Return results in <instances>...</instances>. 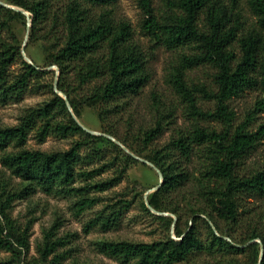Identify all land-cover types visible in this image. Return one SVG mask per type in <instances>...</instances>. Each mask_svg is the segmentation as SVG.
<instances>
[{
    "label": "trees",
    "instance_id": "trees-1",
    "mask_svg": "<svg viewBox=\"0 0 264 264\" xmlns=\"http://www.w3.org/2000/svg\"><path fill=\"white\" fill-rule=\"evenodd\" d=\"M31 14V39L38 38L39 25L51 13L50 0H8ZM116 0H69L63 10L66 37L63 45L50 54L49 64L58 67L44 69L29 62L22 46L14 37H3L11 32V22L20 11L0 3V104L22 100L28 93H49L50 96L34 106L27 107L14 125H0V151L2 163L12 176L24 184L15 188L11 180L0 171V214L4 227H0V249L10 252L0 264H20L29 249L28 227L19 225L10 214L13 202L37 189L47 193L75 199L73 208L81 214L99 202L96 192H104L118 185L126 176L131 163L137 159L126 154L118 164L120 154L111 157L104 165L92 169L83 165L105 158L100 142L104 136L88 132L74 114L79 116L84 106L99 108L104 119L103 105L117 98L140 92L149 79L148 54L133 40L129 24L115 23L106 13L91 14L86 4H108ZM256 16V26L247 27L241 0H164V9L157 13L153 0H139L145 13L143 30L156 45L169 49L193 48L183 52L173 65L170 81L187 103V115L194 119L190 129L171 141L170 147L155 149L151 160L159 167L163 182L149 199L157 210L166 209L160 196L190 179L180 159L171 158L173 151L189 158L199 148L204 158L200 172L199 196L214 216L230 224L238 218V200L243 195H264V165L248 173L242 171L245 157L264 137V122L252 130L250 120L235 124L237 114L230 100L246 89L260 86L264 91V0H246ZM211 65L215 72V88L206 83L187 81V73L194 67ZM74 72L79 87L96 82L87 92L77 95L68 84V75ZM58 81L59 93L55 90ZM64 94L72 109L68 107ZM199 97L215 102L213 109L199 104ZM264 104V98L259 101ZM197 120H214L221 127H208ZM163 125L158 122L144 132L146 146L161 134ZM40 141L49 135L74 137L66 150L46 151L26 147L31 132ZM116 148L123 150L115 142ZM13 147L12 150H8ZM130 147V146H129ZM119 158V159H118ZM116 165L117 174L106 179L96 176ZM108 167V168H106ZM131 201L120 198L106 204L91 221L105 228L122 220ZM143 207L149 211L145 202ZM164 218V217H163ZM169 220V219H168ZM170 220V225H171ZM217 231L209 227L208 238L203 239L197 220L187 230L177 222L175 235L153 241L103 240L99 249L122 264H192L193 257L203 251H221L235 255L249 251L246 261L232 264H264V229L254 231L249 238L255 241L243 247L228 240L216 221ZM44 232L38 251L43 261L57 264L62 255L56 253L61 244L54 231ZM263 247V249H262Z\"/></svg>",
    "mask_w": 264,
    "mask_h": 264
},
{
    "label": "rangeland",
    "instance_id": "rangeland-1",
    "mask_svg": "<svg viewBox=\"0 0 264 264\" xmlns=\"http://www.w3.org/2000/svg\"><path fill=\"white\" fill-rule=\"evenodd\" d=\"M6 4L8 0H1ZM51 13L37 30L36 39H31V14L28 10L20 11L11 22V32L4 31L3 37L12 41L14 37L19 44L25 47L23 56L44 69H55V64H49L50 54L63 45L66 29L63 22V10L69 0H50ZM91 14L99 16L108 14L115 23H127L130 26L133 40L141 45L148 54L149 79L139 93H129L117 98L108 105L104 119L99 115V108L84 106L76 119L86 128L104 136L100 142L106 156L103 160L83 165L92 169L104 165L111 157L120 154L118 164L126 159V154L134 156L137 161L130 164L124 179L116 186L104 192H96L100 200L93 208L78 214L73 208L74 198L47 193L37 189L32 194H26L13 202L10 214L22 228L28 227L29 249L23 254L20 264H51L53 254L49 260L43 261L38 251L44 232L56 226L55 232L61 244L56 253L62 255L57 264H122L110 258L99 249V242L103 240H133L153 241L175 235V225L178 222L182 229L193 224L194 219L203 239L210 234L209 227L217 231L216 221L223 231L230 234L226 236L231 242L246 247L259 238L250 239L254 231L264 229V195H243L238 200V218L230 224L214 216L210 217V208L206 206L199 196L200 183L198 177L204 167V158L195 148L187 159L179 150H174L171 158L180 159V164L188 171L190 179L178 188L160 196L166 209L157 210L149 207L147 211L142 202L147 204L152 194L160 187L163 177L159 167L151 160L155 149L170 147L171 141L180 131H187L195 122L187 115V103L170 81L173 65L183 52H191L193 48L184 47L169 49L163 45H156L142 27L145 13L139 0H116L108 4H86ZM153 6L159 14L164 9V0H153ZM242 12L246 18V26H256L257 18L251 12L246 0H241ZM18 11L17 9L13 8ZM215 69L211 65L194 67L187 73V81L192 83H206L215 88L213 75ZM96 82L93 81L79 87L74 72L68 75L67 84L76 89V94L87 92ZM47 92L28 93L22 100L7 104H0V125H14L18 123L22 112L47 99ZM264 98V91L260 86L246 89L230 100V105L237 114L235 124L250 120L252 130L264 122V104L259 101ZM199 104L205 109H213L215 102L199 97ZM199 124L208 127L220 128L219 122L214 120H197ZM158 122L163 130L152 142L146 146L144 132L155 127ZM74 137L63 138L55 134L49 135L40 141L36 132H31L26 147L46 151L66 150L74 142ZM115 142L123 150L120 152L112 143ZM130 146V147H129ZM10 147L8 150H12ZM3 153L0 151V171L11 180L15 188H21L25 183L19 177L12 176L2 163ZM264 165V137L257 143L243 161L242 171L250 172ZM108 168V167H106ZM117 174L116 165L96 176L97 179H106ZM120 198L131 201V204L122 216V220L105 228L99 223L92 224V220L106 204L114 203ZM1 205V202H0ZM164 217V218H163ZM169 219V220H168ZM170 220L171 225H170ZM5 221L0 214V227ZM218 232V231H217ZM10 252L0 249V259L8 258ZM250 252L235 255L221 251H203L195 254L192 264H232L235 260L241 262L249 259Z\"/></svg>",
    "mask_w": 264,
    "mask_h": 264
},
{
    "label": "water",
    "instance_id": "water-1",
    "mask_svg": "<svg viewBox=\"0 0 264 264\" xmlns=\"http://www.w3.org/2000/svg\"><path fill=\"white\" fill-rule=\"evenodd\" d=\"M0 3L3 4V5H5V6H8V7H10V8H15V9H17L18 11H24V8H22V7H19V6H18V7H13L12 5L6 4L5 2H3V1H1V0H0ZM24 51H25V47H23V49H22V53H23V54H24ZM26 59H27V58H26ZM27 60H28L29 62L32 63L31 60H29V59H27ZM57 82H58V81L56 80V81H55V90H56L57 92H59V93H62V92L58 89V83H57ZM64 96H65V99H66V101H67L68 107H69L70 109H72L68 97H67L65 94H64ZM74 116H75V118H76V115H75V114H74ZM80 124H81V123H80ZM81 125H82V124H81ZM82 127H83L84 129H86L88 132L96 134V132H94V131H92V130L86 128V127H84L83 125H82ZM160 172H161V171H160ZM161 174H162V172H161ZM162 177H163V175H162ZM147 205H148L149 207H151L152 209H154V207L151 206V204H150L149 201H147ZM262 249H263V247H262Z\"/></svg>",
    "mask_w": 264,
    "mask_h": 264
}]
</instances>
